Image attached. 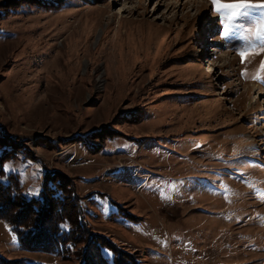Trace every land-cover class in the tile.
<instances>
[{
  "label": "rangeland",
  "instance_id": "1",
  "mask_svg": "<svg viewBox=\"0 0 264 264\" xmlns=\"http://www.w3.org/2000/svg\"><path fill=\"white\" fill-rule=\"evenodd\" d=\"M0 163L79 204L0 264H264V8L0 0Z\"/></svg>",
  "mask_w": 264,
  "mask_h": 264
},
{
  "label": "trees",
  "instance_id": "2",
  "mask_svg": "<svg viewBox=\"0 0 264 264\" xmlns=\"http://www.w3.org/2000/svg\"><path fill=\"white\" fill-rule=\"evenodd\" d=\"M60 186L53 187L46 183L38 200H27L21 193L17 175H6L0 163V221H4L10 226L11 231L18 237L21 247L41 248L45 251L55 252L57 255L67 253L68 249L64 248V244L57 237L62 235L68 238L70 236L71 233L67 234L61 231V225L64 222H70L69 217L74 212L76 213L79 204L75 200L73 205L66 207L68 205L65 204L67 195ZM52 211L59 213L61 217L60 219L56 217L50 222L49 230L48 227H44V219L47 213L50 214ZM34 216H38L36 217L38 220L31 223ZM77 219L81 220V215H78V212ZM101 240L104 244V239ZM99 243H96V248L99 249L97 253L100 252L101 246L109 248L114 246L113 244L100 245ZM99 258L103 264H109L105 258L103 259L101 256Z\"/></svg>",
  "mask_w": 264,
  "mask_h": 264
},
{
  "label": "snow or ice",
  "instance_id": "3",
  "mask_svg": "<svg viewBox=\"0 0 264 264\" xmlns=\"http://www.w3.org/2000/svg\"><path fill=\"white\" fill-rule=\"evenodd\" d=\"M213 4L217 6V8H233V9H241V8H247V7H258V8H264V4L259 5H251L248 3V0H239L238 3L235 4H221L220 0H213ZM243 56L244 53H241ZM61 227H65L62 225Z\"/></svg>",
  "mask_w": 264,
  "mask_h": 264
}]
</instances>
